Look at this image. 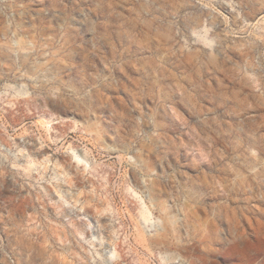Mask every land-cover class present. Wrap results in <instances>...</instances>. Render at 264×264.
Listing matches in <instances>:
<instances>
[{"label": "clouds", "instance_id": "9594fccd", "mask_svg": "<svg viewBox=\"0 0 264 264\" xmlns=\"http://www.w3.org/2000/svg\"><path fill=\"white\" fill-rule=\"evenodd\" d=\"M0 264H264V0H0Z\"/></svg>", "mask_w": 264, "mask_h": 264}]
</instances>
